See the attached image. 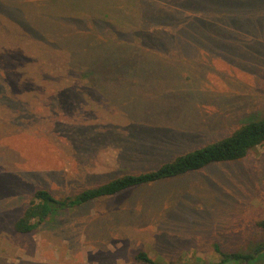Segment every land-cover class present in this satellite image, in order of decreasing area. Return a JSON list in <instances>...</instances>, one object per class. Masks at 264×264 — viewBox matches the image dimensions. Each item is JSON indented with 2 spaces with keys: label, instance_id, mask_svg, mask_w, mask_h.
<instances>
[{
  "label": "rangeland",
  "instance_id": "obj_1",
  "mask_svg": "<svg viewBox=\"0 0 264 264\" xmlns=\"http://www.w3.org/2000/svg\"><path fill=\"white\" fill-rule=\"evenodd\" d=\"M124 1L93 5L112 17L120 6L135 25ZM169 4L175 9L147 11L146 29L170 36L183 26L204 35L162 49L144 35L140 49L166 53L105 69L98 87L68 70L69 52L35 35L19 7L0 0V264H149L140 251L163 264H206L222 260L216 244L255 254L250 263L223 264H264V145L240 160L60 208L28 233L14 228L39 188L60 199L75 195L156 168L264 115V21L230 28L203 23L201 7L187 0ZM114 34L117 27L105 24L97 36Z\"/></svg>",
  "mask_w": 264,
  "mask_h": 264
},
{
  "label": "trees",
  "instance_id": "obj_2",
  "mask_svg": "<svg viewBox=\"0 0 264 264\" xmlns=\"http://www.w3.org/2000/svg\"><path fill=\"white\" fill-rule=\"evenodd\" d=\"M97 1L5 0V3H9L10 9L15 8V6L19 7L25 23L29 25L35 35L44 39L49 46L65 48L69 52L70 59L65 64L68 70L71 72L76 71L79 75L85 76L90 83L92 82L98 87L100 86L99 78L100 80L102 77L103 80L108 78L106 73L102 75L103 70L108 69L111 71L121 63L124 65L123 68H126V65H128V69L135 68L139 59H144L147 56L158 58L156 55L166 53L155 51L152 48H148V52L140 49V45H145L140 40V37L144 35L156 37L161 49L164 46L169 48V44L175 40L193 43L194 37L199 38L204 35L203 32L185 33L184 27L181 26L179 28L182 29L181 31L179 30L169 36L166 30L159 29L153 31L152 29H146L145 25L149 24L143 25V21L149 23V20H151L147 11L150 14L155 13L156 15L161 14L163 11H172L175 8L167 5H170L169 3L171 2L172 4L179 3L181 0H125L123 7L129 8L135 13L133 15L138 21L135 25L130 24L127 17L121 14L123 11L120 6L118 9L113 7L119 11L115 17H112L111 12L106 10V8L97 11L96 6L93 5L97 4ZM187 1L194 3L195 7H201V12L207 17L206 20H201L204 21L203 23L216 22L230 28L252 29L259 22L264 21V0ZM249 11L253 12L254 15H251ZM248 15L249 18L247 19ZM70 19H86L89 25L87 26V31L75 29L77 27L70 23ZM110 21L114 24L112 25ZM140 22L141 25L139 26ZM241 22L247 23V25L241 24ZM105 24L111 29L116 26L118 35L114 34L113 37L106 38L101 36L99 38L97 34L100 33L102 26ZM60 28H63V30H60ZM126 29L130 30V34L126 35ZM26 30L28 31V29ZM120 33L125 35L120 36ZM120 38H130L134 44H120L114 41ZM123 55L129 56V60H121L120 58ZM161 63L157 64L160 70H162ZM139 83H142V80ZM259 145H264V115L243 122L225 137L180 153L172 159L164 160L156 168L126 173L98 186L86 188L75 195H69L60 199L49 189L39 188L35 191L23 214L15 221L14 228L18 232L28 233L34 230L40 221L60 208L79 206L102 196L114 195L130 188L148 185L191 171H197L214 162L240 160ZM260 225L264 227V220L260 222ZM215 247L223 255L222 260L206 264H223L232 259L241 263H250L255 258L254 252L227 253L221 250L218 244ZM137 258L149 264H163L155 261L145 251H140L137 254Z\"/></svg>",
  "mask_w": 264,
  "mask_h": 264
}]
</instances>
